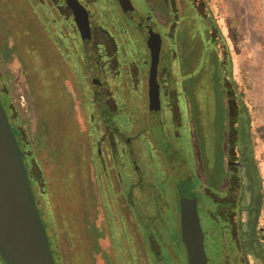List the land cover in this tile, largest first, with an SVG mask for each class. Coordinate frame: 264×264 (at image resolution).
I'll list each match as a JSON object with an SVG mask.
<instances>
[{
    "label": "flooded vegetation",
    "instance_id": "obj_1",
    "mask_svg": "<svg viewBox=\"0 0 264 264\" xmlns=\"http://www.w3.org/2000/svg\"><path fill=\"white\" fill-rule=\"evenodd\" d=\"M47 5L67 24L69 36L57 34L55 41L47 38V49L38 54L40 79H48L52 85L46 91L51 90L67 107L78 101L83 113L86 111L80 103L91 94V104L99 107L102 115L116 109L108 95L122 93V104L133 127L124 138L126 152L135 158L133 162L140 157L150 171L163 174L164 185L171 181L177 191L181 185L174 181L176 171L167 173V167L172 156L179 157L177 173L191 192V196L181 198L196 200L207 264L211 241L219 264L264 262V227L259 222L261 181L251 150L249 121L243 109L232 117L235 102L228 55L222 54L218 27L203 0H50ZM78 8L87 15V38H82L75 22ZM27 22L30 28H23L24 43L38 30L32 26V18ZM44 29L43 35L51 31ZM156 46L159 106L151 109V48ZM48 65L54 67L52 73ZM2 80L0 74L1 99ZM28 81L32 86V74ZM196 83L198 87L202 83L212 85L222 98L220 142L218 147L207 146L205 154L193 146L186 148L177 132L185 119L190 120L187 92ZM1 99L25 159L28 154L21 142L17 116ZM73 116L65 114L64 118L71 122ZM27 174L30 180L28 170ZM0 264H6L1 255Z\"/></svg>",
    "mask_w": 264,
    "mask_h": 264
},
{
    "label": "rangeland",
    "instance_id": "obj_2",
    "mask_svg": "<svg viewBox=\"0 0 264 264\" xmlns=\"http://www.w3.org/2000/svg\"><path fill=\"white\" fill-rule=\"evenodd\" d=\"M203 2L218 27L222 54L228 55L235 102L232 117L243 109L249 121L251 150L262 191L259 222L264 227V0ZM47 4L50 0H0V74L4 92L0 99L17 116L21 142L28 154L23 162L30 172L31 189L42 201L41 207L53 215L51 221L68 224L76 248L85 251L89 264H107L109 237L104 208L120 218L143 252L140 226L153 212L146 205V198L157 185L160 173L150 171L140 157L133 162L135 158L127 154L124 138L133 127L122 104V93L108 95L116 109L102 115L99 107L91 104V94L80 103L87 112L83 113L78 101L67 107L51 90L46 91L52 85L48 79H40L38 54L47 49V38L55 41L57 34L69 36L67 24ZM28 18L38 30L24 43L23 28H30ZM44 28L51 31L43 35ZM47 67L52 73L54 67ZM27 71L32 74V86ZM196 85L187 92L190 120L185 119L184 127L177 132L186 148L193 146L204 153L207 146L218 147L220 142L222 98L212 85ZM70 113L74 114L71 122L69 117L64 118ZM180 164L175 155L167 167V173L176 171L174 181L180 183L182 190L172 193L175 202L170 198L174 204L172 221L178 231L177 198L191 196L186 181L177 173ZM134 165L141 170L136 171ZM175 227L168 237L172 238ZM211 242L207 248L209 264H219L218 251ZM181 254V264H185L184 247ZM260 260L259 264H264Z\"/></svg>",
    "mask_w": 264,
    "mask_h": 264
},
{
    "label": "water",
    "instance_id": "obj_3",
    "mask_svg": "<svg viewBox=\"0 0 264 264\" xmlns=\"http://www.w3.org/2000/svg\"><path fill=\"white\" fill-rule=\"evenodd\" d=\"M128 1V0H127ZM82 38L89 36L85 11H74ZM150 36V41H151ZM158 46L151 48L150 108L159 106L156 83ZM178 223L185 264H207L196 200L181 198ZM0 255L6 264H55L38 213L16 137L0 102Z\"/></svg>",
    "mask_w": 264,
    "mask_h": 264
},
{
    "label": "trees",
    "instance_id": "obj_4",
    "mask_svg": "<svg viewBox=\"0 0 264 264\" xmlns=\"http://www.w3.org/2000/svg\"><path fill=\"white\" fill-rule=\"evenodd\" d=\"M171 190L169 184L164 185V180L158 179L157 185L153 187V191L146 198V205L153 212L144 218L146 221L142 222L140 226L143 252H140V246H137L135 241L130 238L129 231L124 227L120 218L117 215L112 216L104 208V223L109 237L107 264H181L183 245L178 228L172 221L174 204L170 200L173 197ZM32 193L45 227L55 264H89L85 251L76 248V241L74 242L72 239L68 224L64 226L62 221H51L53 215L50 212L46 214L48 211H44L41 207V200L39 201L35 197L33 190ZM164 210L167 212L165 213ZM172 227H175L176 231L171 233L172 238H170L168 232L172 231ZM63 243H65V247H63ZM146 247H149L151 251Z\"/></svg>",
    "mask_w": 264,
    "mask_h": 264
},
{
    "label": "crops",
    "instance_id": "obj_5",
    "mask_svg": "<svg viewBox=\"0 0 264 264\" xmlns=\"http://www.w3.org/2000/svg\"><path fill=\"white\" fill-rule=\"evenodd\" d=\"M159 179H163L164 180V176H163V174H159ZM169 185H170V187L172 188V193L174 194L175 193V189H176V187H174V185H173V183L170 181L169 183H168ZM177 190V189H176ZM178 192V191H177ZM173 194H172V196H173ZM175 199L176 198H174V197H172V200H173V202H175ZM179 200H180V198H177V206H178V203H179Z\"/></svg>",
    "mask_w": 264,
    "mask_h": 264
},
{
    "label": "bare ground",
    "instance_id": "obj_6",
    "mask_svg": "<svg viewBox=\"0 0 264 264\" xmlns=\"http://www.w3.org/2000/svg\"><path fill=\"white\" fill-rule=\"evenodd\" d=\"M211 66V65H210Z\"/></svg>",
    "mask_w": 264,
    "mask_h": 264
}]
</instances>
